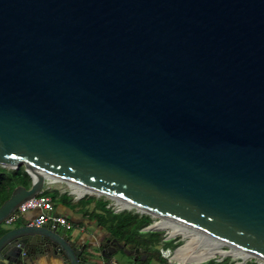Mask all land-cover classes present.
I'll list each match as a JSON object with an SVG mask.
<instances>
[{"label":"water","instance_id":"obj_1","mask_svg":"<svg viewBox=\"0 0 264 264\" xmlns=\"http://www.w3.org/2000/svg\"><path fill=\"white\" fill-rule=\"evenodd\" d=\"M0 165L31 178L0 223L48 171L264 258V0H0ZM6 227L0 264L43 244L65 264L138 256Z\"/></svg>","mask_w":264,"mask_h":264},{"label":"trees","instance_id":"obj_2","mask_svg":"<svg viewBox=\"0 0 264 264\" xmlns=\"http://www.w3.org/2000/svg\"><path fill=\"white\" fill-rule=\"evenodd\" d=\"M31 178L24 170L23 165L17 168L0 165V204L6 199L12 189L17 185L26 188L30 186ZM51 190L43 187L39 194H47L52 200V204L60 201L62 204L69 206L71 209L79 210L87 219L93 220L95 224L104 228L110 235L115 237L120 243L129 248L139 247L146 254L145 259L140 260L137 256L138 264H145L149 259L155 258L163 263H167L166 258L160 253L156 245L158 243H172V248L181 244L176 238H165L163 230L143 229L153 222L149 214L132 212L130 210L114 211L107 206L108 200L99 199L92 202L88 195H83L76 200L72 196L63 193L51 194ZM68 198V199H66ZM69 202V204L67 203ZM89 205H92L89 209ZM7 229L5 223H0V235ZM167 248V246H165ZM207 264H229L227 257H223L220 262L214 259L207 260Z\"/></svg>","mask_w":264,"mask_h":264},{"label":"bare ground","instance_id":"obj_3","mask_svg":"<svg viewBox=\"0 0 264 264\" xmlns=\"http://www.w3.org/2000/svg\"><path fill=\"white\" fill-rule=\"evenodd\" d=\"M29 171L31 172L33 178L36 176V171L33 167L29 166ZM44 175H47L49 177H54L56 179H63L65 182L70 184L73 188L79 187L78 190H73L76 194H81L82 191L88 192V193H94V194H105L113 197L116 199V201L121 205V206H126L129 208H136L139 211H144L152 214L153 216H159L162 217L161 220H156L153 223L154 227H159V228H167L168 232L170 235H174L176 233H180L183 237H186L187 240L184 242L182 245L177 247L175 249V252L173 253V257L178 259L179 261H186V260H201L207 257H210L214 254H228L231 253L233 255H239L240 253L242 255H248V251H244L240 249L237 246L231 245L232 250L228 251L226 249H223L221 247L222 244H227L222 239L213 237L206 232H203L199 229H196L194 227L188 226L184 223L178 222L174 219H171L169 217H166L163 214L157 213L149 208H145L142 206H135L132 202L126 201L120 197H117L115 195L109 194V192H106L102 190L101 188H98L96 186L83 183L74 179L70 178H65L62 177L61 175L44 171ZM83 193V192H82ZM27 200V199H26Z\"/></svg>","mask_w":264,"mask_h":264},{"label":"crops","instance_id":"obj_4","mask_svg":"<svg viewBox=\"0 0 264 264\" xmlns=\"http://www.w3.org/2000/svg\"><path fill=\"white\" fill-rule=\"evenodd\" d=\"M56 206L57 207H55V205L53 204V213L56 215L63 216L67 220V224L64 225L73 228V231H75L76 235L78 236L76 242L77 246H81L82 244H85L86 247H92L96 245L99 248L102 241L106 243L107 239L113 238L110 237L109 233L104 228L95 224L93 220L87 219L86 215H83L79 210L71 209L69 206L65 204H59ZM88 207L89 209H91L92 205H89ZM25 212L22 214L23 216L20 218V220H18L13 224H20L21 221H29L36 214L35 210H29L27 214ZM46 224L51 225L50 223H46ZM6 226H10V225H6ZM129 249L132 250L134 248H129ZM139 254L140 255L144 254L141 251V249H139L138 251V255ZM161 255L166 258V256H164L162 253ZM129 258L131 260L130 264H134V261H132L131 256ZM204 259L198 260L197 262L202 261ZM113 260L115 259L113 258ZM220 260H221L220 258H217L215 261L220 262ZM166 261L167 263H163L162 261L152 258L149 259L145 264H198L195 262L182 263L172 258H166ZM22 262L23 264H65L60 254H55L53 252H44L42 250H37L34 254L24 255ZM199 264H207V261L201 262ZM229 264H243V263H241L240 261L229 260Z\"/></svg>","mask_w":264,"mask_h":264},{"label":"built area","instance_id":"obj_5","mask_svg":"<svg viewBox=\"0 0 264 264\" xmlns=\"http://www.w3.org/2000/svg\"><path fill=\"white\" fill-rule=\"evenodd\" d=\"M53 181H56V180H53ZM59 181H64V180L59 179ZM70 187H71L70 193L75 194L74 195L75 199L83 196L85 193H88V192H83V193L78 195L73 191V187L71 185H70ZM88 194H93V193H88ZM96 195L106 196L107 197L106 200L109 199L107 206H110L114 211H120L123 209H126V210L130 209L129 207L121 206L116 201V199H114L113 197H111L109 195L102 194V193L96 194ZM110 201H114L115 204L116 205L119 204V206H115L116 207L115 208L114 204H112V202H110ZM27 210H35L36 211L35 216H33L29 220V224H31V225L39 226V225H44L46 223L53 224L55 222L59 223V224H63V225L67 224V220L63 216L56 215L53 213V204H52V200H51L50 196L47 194H39V193H37L35 196H33L31 198H28L27 200L23 201L20 205H18L17 209L4 222L5 223L12 222L14 219L18 218L20 215H22ZM137 211H139V210H137ZM139 213L142 214V213H147V212L139 211ZM150 215H152V214H150ZM227 245L229 246V248L226 250H228V251L232 250L233 247H231V245H229V244H227ZM220 255L221 256L219 258L222 259L224 257V255H222V254H220ZM229 255H231V254H229ZM236 257H240L241 263H243V264H264V258L250 254V253L248 255H242V256H236ZM181 262L184 263L185 261H181Z\"/></svg>","mask_w":264,"mask_h":264},{"label":"rangeland","instance_id":"obj_6","mask_svg":"<svg viewBox=\"0 0 264 264\" xmlns=\"http://www.w3.org/2000/svg\"><path fill=\"white\" fill-rule=\"evenodd\" d=\"M45 177H46V181H45V183H44V186L46 187V188H49L50 190H51V194H54L55 195V193H57V194H59V193H65V194H67L68 196H72V200H76L75 198H73L74 197V195L75 194H72V193H70V191H71V187H70V185L68 184V183H66L65 181H59V179H56V178H54V177H49V176H47V175H45ZM53 180H56V181H53ZM78 190L79 189V187H75V188H73V190ZM82 192H84V191H82ZM81 192V193H82ZM87 192V191H86ZM84 195H88V198H90L91 199V201L92 202H95L96 200H99V199H107V197L106 196H103V195H96V194H88V193H85ZM66 199H68V198H66ZM109 200V199H108ZM110 202H112V204H114V207L115 206H119V204L118 205H116L115 204V202L114 201H110ZM68 204H69V202H67ZM59 204H62L60 201H57V202H55L54 203V205H55V207H57L56 205H59ZM70 205V204H69ZM126 207V206H125ZM116 208V207H115ZM130 211H132V212H137L138 214H140L139 213V211H137V209L136 208H130L129 209ZM29 212V210H27L25 213L27 214ZM146 214H148V213H146ZM150 215V214H149ZM23 215H20L18 218H16V219H14L12 222H10V223H5V222H3V224L5 223V225H12L13 223H15V222H17L18 220H20V218L22 217ZM151 217H152V221L153 222H155L156 220H161L162 219V217H159V216H153V215H150ZM156 230H163L164 232H165V236L166 235H169V237L168 238H176V239H179L180 241H181V244H179V245H182L184 242H186V240H187V238L186 237H183L180 233H176V234H174V235H170L169 234V232H168V229L167 228H159V227H157V229ZM165 246H167V248L165 247ZM156 247H158L159 248V250H160V253H162L164 256H166V258H172V259H176V258H174L173 257V253L175 252V250H174V248H172V243L171 242H168V243H166V244H163V243H158L157 245H156ZM223 249H228L229 248V246L227 245V244H222V246H221ZM229 254H231V253H229ZM229 254H226V255H224V257H227L228 258V260H230V261H241V258L240 257H236V256H242V254L240 253L239 255H233V254H231V255H229ZM233 255V256H232ZM221 255L220 254H214V255H212V256H210V257H207V258H205L204 260H202V261H199V262H197L198 260L197 259H194V260H186L185 262H195V263H201V262H204V261H207V260H209V259H214V260H216L217 258H219ZM130 256H128L123 250H121V249H118L115 253H114V255H113V258L116 260V262H117V264H130L131 263V260H130V258H129ZM177 261H179L178 259H176ZM179 262H181V261H179ZM134 264H138V262H135L134 261Z\"/></svg>","mask_w":264,"mask_h":264},{"label":"flooded vegetation","instance_id":"obj_7","mask_svg":"<svg viewBox=\"0 0 264 264\" xmlns=\"http://www.w3.org/2000/svg\"><path fill=\"white\" fill-rule=\"evenodd\" d=\"M110 249H111V247L109 246V244L106 242H101V245L99 246V248H98V250H103V253H110L109 251H110ZM37 250H42V251H44V252H52V250L47 246V245H42V247L41 246H37L36 247V249H35V251H37ZM133 255L134 254H132L131 255V258L133 257ZM140 254L138 255V258H140Z\"/></svg>","mask_w":264,"mask_h":264}]
</instances>
